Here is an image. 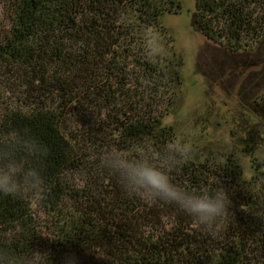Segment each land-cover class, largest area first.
Masks as SVG:
<instances>
[{"label":"trees","instance_id":"1","mask_svg":"<svg viewBox=\"0 0 264 264\" xmlns=\"http://www.w3.org/2000/svg\"><path fill=\"white\" fill-rule=\"evenodd\" d=\"M4 1L0 135L30 129L51 154L29 160L45 180L38 196L0 194V246L18 255L48 251L46 264H63L69 253L78 264H264V159L254 158L248 176L234 152L203 157L188 148L173 182L223 188L233 201L223 226L212 230L173 204L127 194L100 164L108 147L154 156L184 149L164 124L184 59L162 22L183 1ZM195 1L193 29L215 43L242 51L264 35V0ZM145 29L165 49L155 61ZM249 139L245 153L252 155L258 144Z\"/></svg>","mask_w":264,"mask_h":264},{"label":"rangeland","instance_id":"2","mask_svg":"<svg viewBox=\"0 0 264 264\" xmlns=\"http://www.w3.org/2000/svg\"><path fill=\"white\" fill-rule=\"evenodd\" d=\"M182 1L179 13L162 19L184 59L177 102L164 124L175 130V147H193L203 157L234 152L250 176L254 158L264 159V35L251 48L232 51L194 30L196 1ZM7 8L0 0L4 26L9 25ZM4 88L0 85V92ZM252 135L258 148L248 155L245 147Z\"/></svg>","mask_w":264,"mask_h":264},{"label":"clouds","instance_id":"3","mask_svg":"<svg viewBox=\"0 0 264 264\" xmlns=\"http://www.w3.org/2000/svg\"><path fill=\"white\" fill-rule=\"evenodd\" d=\"M143 40L148 58L155 61L165 55L157 34L145 29ZM190 149L178 151L166 148L158 156L140 152L130 155L114 147L101 150L100 164L116 176L124 192L146 203L163 201L173 204L190 215L198 224L209 230L223 226L233 201L223 188L210 191L208 188L188 189L176 184L172 171L185 162ZM51 154L50 147L35 136L30 129L15 135H0V194L23 197L38 196L45 187L41 170L29 160H43ZM41 235L55 240L50 235ZM48 251L31 249L24 254H15L8 247L0 246V264H46ZM63 264H78L75 253L64 257Z\"/></svg>","mask_w":264,"mask_h":264}]
</instances>
